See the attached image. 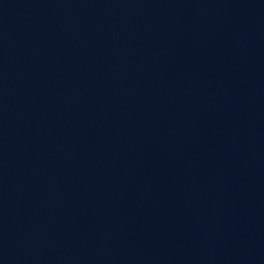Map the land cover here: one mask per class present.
Here are the masks:
<instances>
[{
    "label": "water",
    "instance_id": "obj_1",
    "mask_svg": "<svg viewBox=\"0 0 264 264\" xmlns=\"http://www.w3.org/2000/svg\"><path fill=\"white\" fill-rule=\"evenodd\" d=\"M0 264H264V0H0Z\"/></svg>",
    "mask_w": 264,
    "mask_h": 264
}]
</instances>
